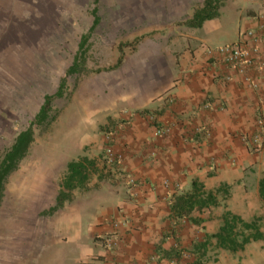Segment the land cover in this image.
Returning a JSON list of instances; mask_svg holds the SVG:
<instances>
[{
	"label": "crops",
	"instance_id": "obj_1",
	"mask_svg": "<svg viewBox=\"0 0 264 264\" xmlns=\"http://www.w3.org/2000/svg\"><path fill=\"white\" fill-rule=\"evenodd\" d=\"M263 14L264 0L227 1L191 34L166 35V47L139 51L142 69L134 79L123 74L117 94L86 99L75 151H57L61 162L33 163L16 186L15 197L29 207L27 236L7 246L5 257L0 252V264H264V145L255 150L242 140L264 117V71L227 81L207 52L260 30ZM105 124L117 130L123 162L116 167L102 159ZM79 161L86 178L65 189L69 163ZM197 189L198 199L212 194L216 204L179 208ZM36 210L46 218L38 221ZM230 215L241 219L234 237H250L237 250L217 236ZM3 221L1 229L12 224ZM111 234L119 238L113 250L103 240Z\"/></svg>",
	"mask_w": 264,
	"mask_h": 264
},
{
	"label": "rangeland",
	"instance_id": "obj_2",
	"mask_svg": "<svg viewBox=\"0 0 264 264\" xmlns=\"http://www.w3.org/2000/svg\"><path fill=\"white\" fill-rule=\"evenodd\" d=\"M204 1L0 0V159L35 120L46 96L62 90L52 100L48 118L33 125L28 153L6 181L0 222L12 224L0 228L4 257L7 246L20 245L27 236L23 224L29 209L14 191L31 165L61 162L57 151H75L82 142L77 133L86 128L80 124L87 117L85 100L117 94L123 74L134 79L135 69H142L139 51L147 54L159 43L166 47V35L182 39L191 34L197 27L187 21ZM85 34L88 39L80 47ZM74 63L77 68L70 73ZM109 126L101 128L103 136ZM63 172L55 171L57 179ZM31 214L38 221L46 218L43 210Z\"/></svg>",
	"mask_w": 264,
	"mask_h": 264
},
{
	"label": "trees",
	"instance_id": "obj_3",
	"mask_svg": "<svg viewBox=\"0 0 264 264\" xmlns=\"http://www.w3.org/2000/svg\"><path fill=\"white\" fill-rule=\"evenodd\" d=\"M225 0H205L204 4L198 8L193 17L187 21V24L190 27H200L205 20L211 19L216 17L219 14V9L223 5ZM98 18H95V23L93 25V28L95 24L98 22ZM88 39V34H85L82 36V41L80 47L84 45V43ZM77 64L74 63V65L69 69V72L72 73L76 70ZM62 95V90H59L56 94L54 95H48L45 98V101L43 105L41 106L39 112L37 113L35 120L30 124V126L22 131H20L17 136L15 137V140L11 147L7 149L3 156L0 159V201L1 198L3 197V193L5 190V184L9 176L18 168L20 162L22 159L27 155L29 147L31 143L34 140V124H40L44 120H46L49 116V111L51 109V102L52 100L57 97ZM86 161V160H83ZM83 163L82 161L79 162H71L69 163V176H67V179L64 184V188H74L75 181L77 182H83L86 178V175H84V170H83ZM64 191L60 193V195L57 198V204L51 209V211L56 210L59 208L63 202L64 199ZM198 189L197 191H194L193 194L190 196L187 195V201H182L181 203L179 202V208L184 207L183 211L186 210L185 207H192L195 204H197L199 207H208L212 204H216V200L212 196V194H208L207 197L205 198H199L197 195H199ZM261 194L264 198V180L261 181ZM195 197V200L191 202L192 198ZM241 219L230 215L225 217V225L222 228L221 232L217 234L218 238L221 240V244L223 246H231L234 250H237L245 242L250 239V237H246L242 243H240L237 238L234 237V228ZM250 227H255L256 228V223L253 224H245ZM259 232L257 231L255 234H253V237H258Z\"/></svg>",
	"mask_w": 264,
	"mask_h": 264
},
{
	"label": "built area",
	"instance_id": "obj_4",
	"mask_svg": "<svg viewBox=\"0 0 264 264\" xmlns=\"http://www.w3.org/2000/svg\"><path fill=\"white\" fill-rule=\"evenodd\" d=\"M264 18V14H263ZM261 29H248L242 31L239 38L230 44L219 47H208L207 52L216 57L219 65H222L226 74H222V78L231 81L235 75H241L246 81H250V74L254 71H264V22L260 26ZM171 127L164 128V131H170ZM158 133H161L158 131ZM117 130L111 128L105 132L104 151L102 159L104 163L111 167L121 165L123 157L120 152L115 149L114 141ZM242 140L252 149H261L264 145V117L258 120V130L251 135H243ZM130 184H135V178L131 175L128 177ZM104 245L108 249H115L119 244L117 234H111L103 237Z\"/></svg>",
	"mask_w": 264,
	"mask_h": 264
},
{
	"label": "bare ground",
	"instance_id": "obj_5",
	"mask_svg": "<svg viewBox=\"0 0 264 264\" xmlns=\"http://www.w3.org/2000/svg\"><path fill=\"white\" fill-rule=\"evenodd\" d=\"M34 183V182H33ZM32 186V185H31ZM27 191V190H26ZM27 193V192H26ZM25 193V194H26ZM25 194H22L23 196H26ZM22 198V197H21ZM28 200V199H27ZM19 201V200H18ZM23 201V200H22ZM42 201V200H41ZM35 202V201H34ZM27 204H28V202H27ZM37 205V204H36ZM26 208V207H25ZM29 208V207H28ZM32 208V207H31ZM23 210H26V209H23ZM22 212V211H21ZM26 214V213H25ZM6 225V224H5Z\"/></svg>",
	"mask_w": 264,
	"mask_h": 264
}]
</instances>
